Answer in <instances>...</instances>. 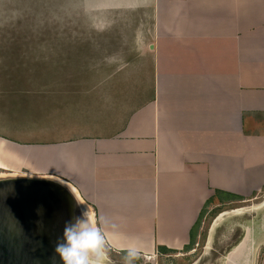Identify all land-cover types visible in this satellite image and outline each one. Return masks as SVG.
Returning <instances> with one entry per match:
<instances>
[{"label":"crops","instance_id":"1","mask_svg":"<svg viewBox=\"0 0 264 264\" xmlns=\"http://www.w3.org/2000/svg\"><path fill=\"white\" fill-rule=\"evenodd\" d=\"M118 1L143 12L134 58L120 75L62 77L93 84L80 102L104 114L34 144L55 171L22 166L70 183L108 221L110 250L136 240L143 256L181 251L208 203L264 188V0Z\"/></svg>","mask_w":264,"mask_h":264},{"label":"rangeland","instance_id":"2","mask_svg":"<svg viewBox=\"0 0 264 264\" xmlns=\"http://www.w3.org/2000/svg\"><path fill=\"white\" fill-rule=\"evenodd\" d=\"M142 16V9L118 0H0V139L26 154L25 148H33V155H22L24 166L35 173L55 171V159L39 154L48 149L34 144L55 142L69 129L90 123V116L104 114L97 102L88 107L80 102L81 88L93 84L62 77L120 75L122 61L134 58L132 35ZM24 166L19 172L29 173ZM262 204L264 188L245 202L208 203L183 250L139 255L134 264H224L245 227L252 231L251 264H260ZM236 208L244 213L234 214ZM123 255L110 250L109 264H123Z\"/></svg>","mask_w":264,"mask_h":264},{"label":"water","instance_id":"3","mask_svg":"<svg viewBox=\"0 0 264 264\" xmlns=\"http://www.w3.org/2000/svg\"><path fill=\"white\" fill-rule=\"evenodd\" d=\"M84 204L70 183L54 175L0 176V264H62L55 246Z\"/></svg>","mask_w":264,"mask_h":264},{"label":"clouds","instance_id":"4","mask_svg":"<svg viewBox=\"0 0 264 264\" xmlns=\"http://www.w3.org/2000/svg\"><path fill=\"white\" fill-rule=\"evenodd\" d=\"M107 222L106 219L96 220L87 206L82 209L79 217L67 222L63 237L58 240L54 250L62 264H109ZM111 227L115 229L116 225ZM111 235L113 239L116 238L115 231ZM139 255L138 242L130 241L124 250L123 264H134Z\"/></svg>","mask_w":264,"mask_h":264},{"label":"bare ground","instance_id":"5","mask_svg":"<svg viewBox=\"0 0 264 264\" xmlns=\"http://www.w3.org/2000/svg\"><path fill=\"white\" fill-rule=\"evenodd\" d=\"M22 158L23 156H21L19 153L12 150L7 144L0 142V170L12 172V173H7V174H15V175L20 174V173H16L15 171H17L20 168V166H22V164L25 163L24 159ZM7 174L3 173L0 176L7 175ZM85 206H87L91 210V208L87 204H84V207ZM248 228L249 227H245V229H247L248 232L245 234L242 242L236 248H234L231 253H229L226 260L224 261V264H251L252 263L250 255H249V250L251 249V232L252 231H251V228L250 229Z\"/></svg>","mask_w":264,"mask_h":264},{"label":"flooded vegetation","instance_id":"6","mask_svg":"<svg viewBox=\"0 0 264 264\" xmlns=\"http://www.w3.org/2000/svg\"><path fill=\"white\" fill-rule=\"evenodd\" d=\"M237 212H239V211H236V212L234 211V214H237ZM240 214H241V213H240ZM222 216H224V215H223V214L220 215L219 219L222 218Z\"/></svg>","mask_w":264,"mask_h":264},{"label":"trees","instance_id":"7","mask_svg":"<svg viewBox=\"0 0 264 264\" xmlns=\"http://www.w3.org/2000/svg\"><path fill=\"white\" fill-rule=\"evenodd\" d=\"M215 194H217V192H216ZM209 200H210V199H209Z\"/></svg>","mask_w":264,"mask_h":264},{"label":"built area","instance_id":"8","mask_svg":"<svg viewBox=\"0 0 264 264\" xmlns=\"http://www.w3.org/2000/svg\"><path fill=\"white\" fill-rule=\"evenodd\" d=\"M109 246V245H108Z\"/></svg>","mask_w":264,"mask_h":264}]
</instances>
